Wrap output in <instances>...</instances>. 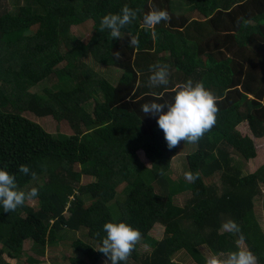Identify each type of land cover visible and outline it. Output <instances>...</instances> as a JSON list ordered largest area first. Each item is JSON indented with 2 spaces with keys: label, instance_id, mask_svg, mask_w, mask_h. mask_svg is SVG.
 Segmentation results:
<instances>
[{
  "label": "trees",
  "instance_id": "16d2710c",
  "mask_svg": "<svg viewBox=\"0 0 264 264\" xmlns=\"http://www.w3.org/2000/svg\"><path fill=\"white\" fill-rule=\"evenodd\" d=\"M151 3L171 16L156 26L155 39L143 26L149 0H0V168L16 175L21 190L39 189L33 204L10 213L0 206V264H10L3 255L19 259L26 240L41 255L75 231L70 247L77 255L68 264H105L96 251L103 225L121 221L142 233L127 264H180L178 255L206 264L200 244L212 254L238 250L240 234L219 231L228 221L240 226L241 241L264 264V233L253 211L264 161L240 170L255 156L252 137L264 140V0ZM125 4L138 13L123 38L100 32L101 18ZM85 22L91 32L83 42L69 28ZM131 36L137 45L129 44ZM86 55L117 74L95 71ZM156 62L170 66L166 88L147 87ZM44 79L50 85L29 90ZM188 79L203 81L218 97L217 124L197 143L181 142L187 172L198 178L177 180L169 190L170 158L181 149L167 148L158 117L145 116L141 105L155 100L153 93L162 96L157 102H170L172 89ZM45 116L59 133L36 121ZM243 123L249 135L237 130ZM21 164L36 172L35 181L19 173ZM211 176L218 182L203 181ZM181 191L189 195L176 204L172 196ZM156 223L162 231L151 235ZM140 244L147 249L139 251Z\"/></svg>",
  "mask_w": 264,
  "mask_h": 264
},
{
  "label": "clouds",
  "instance_id": "9594fccd",
  "mask_svg": "<svg viewBox=\"0 0 264 264\" xmlns=\"http://www.w3.org/2000/svg\"><path fill=\"white\" fill-rule=\"evenodd\" d=\"M150 10L143 16V26L150 31L153 39L156 38L155 28L162 22H169L171 16L166 9L156 7L149 0ZM138 9H132L125 4L119 13H108L100 20L99 30L109 31L113 39L123 38L121 30L132 24L137 18ZM129 44L137 45L138 39L130 37ZM117 60L121 58L120 52H114ZM150 75L147 87H167L170 83V66L156 62L149 66ZM172 91L174 96L170 102H157L162 96L153 93L155 100L141 105V111L145 116L158 117L157 125L164 133L167 148H178L181 142L195 144L202 139L217 124L218 97L203 81L194 82L188 79L177 84ZM19 173L31 175L33 181L37 179L36 172L27 164H21ZM184 177L188 182L194 183L198 174L191 171L185 172ZM39 196V189L31 187L21 190L17 183L16 175L6 168H0V206L5 213H10ZM224 227L233 233L240 234L243 239L240 226L235 221H228ZM106 233L101 245L96 251L107 257L105 264H127L136 246L141 242L142 233L138 228L126 222H106L103 225ZM99 235V233L97 234ZM206 264H258V257L247 248H238L236 251L223 254H213L206 259Z\"/></svg>",
  "mask_w": 264,
  "mask_h": 264
},
{
  "label": "rangeland",
  "instance_id": "374dc122",
  "mask_svg": "<svg viewBox=\"0 0 264 264\" xmlns=\"http://www.w3.org/2000/svg\"><path fill=\"white\" fill-rule=\"evenodd\" d=\"M5 5L7 8L13 7L11 2L5 1ZM1 6H4V5H1ZM184 6H185L184 3L180 4L179 10L183 8ZM69 29L71 33L78 36L81 39V41L85 42L90 35L91 24L90 22H85V23H81L77 25H71ZM84 60L91 68H93L97 72L99 71L102 73L113 74V75L117 74V71H115L113 68L109 66H105V65L98 64L96 62H92L87 57V55L84 56ZM48 85H50V80L44 79L36 83L35 85L30 86L29 90L32 92H40V90L44 86H48ZM36 121L39 124H41V126L45 130L49 131L50 133L52 134L59 133V131L58 132L56 131L54 122L49 116L37 118ZM236 128L240 134L249 135V131L245 123L237 126ZM63 132L67 133V130ZM252 140H253L254 147H255V156L252 159H248L247 161H245V164H244L245 167L239 166L242 174L253 171L258 166L259 161L260 162L264 161V140L254 139V137H252ZM184 144L189 145V143H184ZM179 148L180 149L183 148V145L181 144ZM185 150L186 149H181V151H178L175 156L170 158L168 171H167L168 175L166 177V180L168 181L167 188L169 190H173L177 188V186L175 185V182L177 180H183V181L188 182L184 177V173L187 172V169L185 166V160H184ZM137 155L139 159L143 160L144 163H146L144 160L143 152L138 150ZM231 156H232V159L237 160V158H235L236 155L234 153H231ZM235 160L233 162L234 164H235ZM84 179L85 178H83V180ZM203 181L205 183L218 182V178H216L215 176H211V177L203 178ZM121 186L122 185H119L117 187V190L120 189ZM259 190H260V195L256 196L253 201V211H254V216L258 222V226L260 227V230L262 231V233H264V215L262 214V211H261V202H262V199L264 198L263 196L264 195V184L259 185ZM188 195H189L188 191H181L180 193L173 195L172 198L176 204H182L183 201L188 197ZM116 196L118 198H121V195L119 193H117ZM28 202L33 204L32 200ZM116 210H117L116 203H112L111 204L112 213L115 214ZM223 230H226L224 225L219 229V231H223ZM161 231H162V226L156 223L151 228L150 234L159 235ZM67 234L69 236L62 238L61 242L58 241L52 245H47L43 251V254L41 255L31 250L30 241L26 240L23 246V252L21 253L19 259L16 260L13 258H8L6 255H3V259L8 261L10 264H28V263H25L27 257L36 260L37 261L36 264H68L67 257L69 255H73V256L77 255L76 252L73 250V248L70 247V241L72 238L79 236V232L75 231L73 233L69 232ZM237 245L239 248H246L241 240L237 241ZM197 247L201 251V253L205 256L206 259L210 257L211 255H213L205 245L200 244ZM145 249H147V247L142 244L138 246L139 251H142ZM217 254H223V253H217ZM223 255L226 256V254H223ZM173 257H174V254H173ZM176 260L179 261L180 264H193V262L185 260L182 255H178L176 257ZM29 264H34V263L30 262Z\"/></svg>",
  "mask_w": 264,
  "mask_h": 264
}]
</instances>
